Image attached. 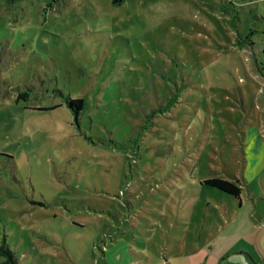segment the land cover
<instances>
[{"label":"rangeland","instance_id":"374dc122","mask_svg":"<svg viewBox=\"0 0 264 264\" xmlns=\"http://www.w3.org/2000/svg\"><path fill=\"white\" fill-rule=\"evenodd\" d=\"M256 249L264 0H0V264Z\"/></svg>","mask_w":264,"mask_h":264},{"label":"trees","instance_id":"16d2710c","mask_svg":"<svg viewBox=\"0 0 264 264\" xmlns=\"http://www.w3.org/2000/svg\"><path fill=\"white\" fill-rule=\"evenodd\" d=\"M114 3H119L121 0H112ZM68 104L72 107V109L75 111V113H78V110L82 108L83 106V100L82 98H70L67 99ZM204 183L216 187L222 191H225L227 193L236 195V189L235 184L224 177L221 176H211L207 177L203 180Z\"/></svg>","mask_w":264,"mask_h":264},{"label":"crops","instance_id":"0c3cea01","mask_svg":"<svg viewBox=\"0 0 264 264\" xmlns=\"http://www.w3.org/2000/svg\"><path fill=\"white\" fill-rule=\"evenodd\" d=\"M240 204H241V203H240ZM240 204H239L240 208L245 206L244 204H243V205H240ZM236 218H239V216H237ZM247 222H248V221H247ZM248 223H249V222H248ZM231 248H233V247H231V246H227V247H225V249L222 250V252L220 253V255L224 256V255H225V254H226ZM240 250H241V249H240ZM195 251H196V248H195ZM255 251L258 252L257 255L260 253L262 256H264V255L261 253V250H260V249H256ZM241 252H242V251H239L238 253L235 252V253H236V255H235L236 257H235V258H237L238 254H243V253H244V252H243V253H241ZM191 253H192V252H191ZM195 253H196V252H195ZM220 255H219V256H220ZM195 256L197 257V259H195V260L193 259V260H192V263H193V264L201 263V262H202V261H201L202 256L199 255V254H196ZM203 256H204V255H203ZM242 256H243V255H242ZM194 258H195V257H194ZM158 259L161 261L162 264H166V263L162 262L161 258H158ZM218 260H219V259H218ZM228 261H229V260H227V262H228ZM227 262H226V264H227ZM145 263L148 264L147 262H145ZM217 263H218V262H217ZM128 264H133V263L131 262V263H128ZM249 264H250V263H249Z\"/></svg>","mask_w":264,"mask_h":264}]
</instances>
